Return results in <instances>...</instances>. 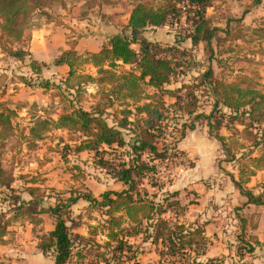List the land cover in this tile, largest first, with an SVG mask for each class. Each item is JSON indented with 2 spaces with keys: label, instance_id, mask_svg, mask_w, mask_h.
I'll list each match as a JSON object with an SVG mask.
<instances>
[{
  "label": "trees",
  "instance_id": "1",
  "mask_svg": "<svg viewBox=\"0 0 264 264\" xmlns=\"http://www.w3.org/2000/svg\"><path fill=\"white\" fill-rule=\"evenodd\" d=\"M76 1L96 4V0ZM126 1L131 6L126 25L97 52L77 55L70 48L56 58L54 64L66 66L68 72L59 81L48 79L38 87L44 93L56 91L51 96L64 105L55 120H36L26 137L33 146L52 129L72 134L71 145L59 139L63 145L60 158L88 154L91 166L120 183L122 190L104 192L97 200L84 186L67 192L41 188L33 180L14 186L22 178L15 177L3 161L16 138L15 112L0 101V205L4 206L0 209V240L11 224L40 228L44 216L52 220L53 228L37 237V249L53 264H139L138 257L150 252L157 264H223L219 257L201 260L211 243L205 223H186L187 209L178 192L169 191L158 176L161 165L177 162L184 155L176 143L201 125L217 142L220 162L233 171L224 175L245 201L240 209L264 206V176L255 186L258 191L249 188L254 177L264 174V88L243 73L227 81L225 74L217 76L210 66L217 56L234 51L256 48L264 54V20L257 27H246L242 18L223 9L222 0ZM262 1L253 0V6ZM64 2L0 0V54L23 62L29 52L15 46L24 44L37 15L48 19V10L62 7ZM175 26L183 33L172 45L142 36L147 29ZM199 46L209 65L197 70L193 52ZM240 61H246L245 57L235 59ZM117 63L129 70L118 75ZM87 65L97 70V78L79 71ZM34 66L30 61L29 70L38 74ZM192 70L195 76L186 82L177 79ZM17 79L24 81L23 77ZM93 83L99 86L97 101L86 111L80 106L81 98ZM173 83L179 86L169 89ZM165 97L171 102H165ZM117 100H129L131 108L110 113ZM143 100L149 102L140 105ZM173 123L178 127H172ZM170 127L176 128L178 140H168ZM79 201L101 216L100 223L90 228L89 237L74 232L81 222L72 208ZM239 207L235 211L240 246L234 247V254L252 259L255 250L264 249V243L246 235ZM98 236L103 240L97 241Z\"/></svg>",
  "mask_w": 264,
  "mask_h": 264
},
{
  "label": "rangeland",
  "instance_id": "2",
  "mask_svg": "<svg viewBox=\"0 0 264 264\" xmlns=\"http://www.w3.org/2000/svg\"><path fill=\"white\" fill-rule=\"evenodd\" d=\"M222 1L224 2L223 9L228 10L235 18H242V23L246 27H257L264 20V0L259 6H253V0ZM130 9L131 6L126 0H96V4H92L91 1L65 0L62 7L55 6L48 10V19L37 15L33 25L27 31L24 44L15 46L16 48L24 47L28 52L30 51L29 56L23 62H16L0 54V101L5 107L15 112L12 123L16 137L13 141L14 145L4 157L3 164L13 169L15 177L22 178L14 186L17 187L23 181L29 180H33L41 188H53L57 192H67L84 186L97 200L104 192L122 190L121 184L114 182L91 166V158L88 154L82 153L76 156L68 154L66 160L60 158L59 153L63 145L59 143V139L71 145L69 137L73 138L72 134L52 129L43 134V139L33 146L29 145L30 142H26V137H28L29 128L36 120L47 118L55 120L60 114L59 109L64 105L51 96L50 93L54 94L56 91L44 93L38 87L45 80L52 79L57 82L66 75L62 65L54 64L58 53L57 43L63 45L66 41L74 42L78 52L97 50L107 41L108 37L123 30L125 18ZM208 13L210 14L211 10ZM182 33L175 26L147 29L142 36L161 45H172L179 40ZM184 45L188 46V42ZM201 50L199 46L193 52L198 63L197 70L201 66L209 65V62L203 58ZM78 52L75 53L78 55ZM244 57L246 61L235 62L236 58ZM30 61L35 62L34 67L39 70L38 74L29 70ZM210 66L213 67L217 76L225 74L227 81L236 79L243 73L252 77L264 88V54L257 53L256 48L219 55L216 60L215 58L212 60ZM90 67L89 65L82 66L79 71L97 78L95 71ZM128 70V67L117 63L115 71L118 75ZM191 76H195V71L192 70L185 77L179 75L177 79L186 82ZM17 77H23L24 81L20 82ZM178 86L173 83L168 88L174 89ZM98 89L99 86L95 83L85 88L80 103L84 110L88 111L94 106ZM104 89L107 87L105 86ZM151 91L147 89L148 94H151ZM164 101L171 102L166 97ZM148 102V100H143L140 105ZM124 108L130 109L131 102L126 100L123 103L122 100H117L109 112L115 113ZM111 121V118H108L109 124ZM181 122L183 120L179 123ZM172 125V127H178V124L173 123ZM175 129L169 128L168 133L171 138L168 140H178ZM220 134L226 136L225 131H221ZM176 147L184 155L180 156L177 162L161 165L158 178L168 184L166 187L169 191L178 192V199L187 209L184 221L210 224L207 231L212 235L208 237L211 241L208 247H224L229 250L227 255L219 257L223 264H264V249L255 250L252 259L247 255L239 259L234 254V247L240 246L236 240L240 226L237 220L239 214L235 211L237 207L231 206L227 191L228 186L231 187L232 184L224 175L225 171L228 173L233 171L230 166L220 162L222 158L219 156L217 142L208 137L204 126L196 125L193 131L187 132L185 137L176 143ZM263 176L264 174L259 173L250 181L249 188L255 190L253 192L258 191L255 186ZM85 204L79 201L72 208L73 215L81 222L74 232H78L77 234L82 237H89L90 228L100 223L101 216L97 212L87 210V204L84 206ZM2 207L4 206L0 205V209H3ZM239 210L242 211L240 207ZM43 218L45 219L44 216ZM43 218L42 221H44ZM247 218L245 228L246 235H249L254 220ZM50 221L52 222L48 220L47 223ZM42 225L37 228L34 237L32 236L36 244L37 237L43 235ZM20 240L25 244L27 241L31 242V234L29 237L26 232ZM96 240L102 241L103 238L98 236ZM136 243L138 244V241ZM144 248L146 249L145 246ZM217 248L216 253L219 252ZM138 261L139 264H157V257L150 252L139 256Z\"/></svg>",
  "mask_w": 264,
  "mask_h": 264
},
{
  "label": "crops",
  "instance_id": "3",
  "mask_svg": "<svg viewBox=\"0 0 264 264\" xmlns=\"http://www.w3.org/2000/svg\"><path fill=\"white\" fill-rule=\"evenodd\" d=\"M127 19H128V14L125 18L124 26L126 25ZM43 44H45V43H43ZM46 44H48V43H46ZM61 44L62 43H59V44L57 43L58 53L55 56L54 61L62 52L67 51L70 48H72L74 50V52H78L76 44L74 42L66 41L63 43V45H61ZM101 46L97 50H92V51L91 50H84L82 52H78V55H82L84 53H95L101 48ZM29 53H30V51H29ZM61 67H63V69L65 70V71L63 70L64 74H66L68 72V68L66 66H61ZM90 68L95 71V75L97 76V70L94 69L93 67H90ZM90 76L92 78H94L93 75H90ZM90 85H92V84H90ZM229 183H230V181H229ZM230 186L231 187L228 186L229 189H228L227 193L229 194V197H228L229 200L231 199V201H230L231 206L238 207L239 204H244L245 201L239 196L237 190L232 185H230ZM84 206H86V204ZM242 212H243L242 213L243 218L245 220L246 219L248 220L247 217L254 220V223H253V226L249 232V235L253 236L259 243H264V206H259V207L247 206L243 209ZM251 215L253 217H251ZM48 220H50V219L45 217V219L43 221V225L41 228L43 231L42 232L43 234L50 232L53 228L51 221L49 223H47ZM209 225L210 224H205V228H204L207 237H210V234L212 235V233L208 234V231H207V227ZM7 231H8V234L2 240H0V264H53V261L50 257L43 256L39 252V250L37 249V244L34 242V240L32 238V236L34 237L35 232L37 231V228H33V226H31L28 223H22V224L13 223L8 227ZM26 232H27V235H29V237L31 234V242L27 241V244H25L24 242H21V240H20V238L24 234H26ZM28 240H30V239H28ZM216 248L217 247H211V246L208 247L204 256L201 257V260L221 257V256H225L229 253V250L225 249L224 247H222V248L218 247L217 251H219V252L216 253ZM258 250L259 249H257V251Z\"/></svg>",
  "mask_w": 264,
  "mask_h": 264
}]
</instances>
